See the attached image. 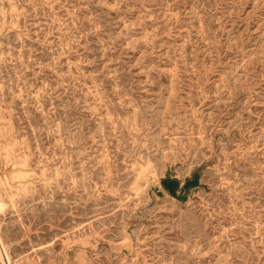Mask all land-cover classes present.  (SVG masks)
<instances>
[{
	"label": "rangeland",
	"instance_id": "374dc122",
	"mask_svg": "<svg viewBox=\"0 0 264 264\" xmlns=\"http://www.w3.org/2000/svg\"><path fill=\"white\" fill-rule=\"evenodd\" d=\"M0 201L8 264H264V0H0Z\"/></svg>",
	"mask_w": 264,
	"mask_h": 264
},
{
	"label": "bare ground",
	"instance_id": "6f19581e",
	"mask_svg": "<svg viewBox=\"0 0 264 264\" xmlns=\"http://www.w3.org/2000/svg\"><path fill=\"white\" fill-rule=\"evenodd\" d=\"M166 191V190H165ZM2 204V202L0 201V205ZM1 243H0V259H2L3 261H4V263L3 264H8V262H7V259L9 258L10 259V257H8V255L3 251V245H4V243H2V241H0ZM7 255V256H6Z\"/></svg>",
	"mask_w": 264,
	"mask_h": 264
}]
</instances>
